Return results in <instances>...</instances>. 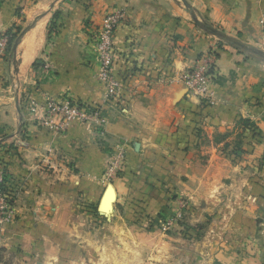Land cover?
Here are the masks:
<instances>
[{"label":"crops","instance_id":"obj_1","mask_svg":"<svg viewBox=\"0 0 264 264\" xmlns=\"http://www.w3.org/2000/svg\"><path fill=\"white\" fill-rule=\"evenodd\" d=\"M184 1L264 55V0ZM117 9L125 19L112 72L124 88L104 103L91 35ZM11 30L20 34L0 62V195L14 218L0 223V264H65L79 249L78 258L96 260L125 242L130 263L201 247L209 264H264L262 57L207 35L176 0H0V32ZM209 51L215 105L203 109L172 81ZM48 100L102 105L101 121L49 132L40 125ZM241 121L255 125L259 142L240 135ZM235 145L244 152L237 160L228 155ZM108 186L115 200L99 221L86 206L97 211ZM181 229L201 236L184 241L174 234ZM146 247L151 258L131 253Z\"/></svg>","mask_w":264,"mask_h":264},{"label":"built area","instance_id":"obj_2","mask_svg":"<svg viewBox=\"0 0 264 264\" xmlns=\"http://www.w3.org/2000/svg\"><path fill=\"white\" fill-rule=\"evenodd\" d=\"M125 19L124 12L114 10L106 14L102 24L95 28L91 38L92 45L97 57V72L95 81L100 84L104 91V103L118 100L124 88V81L115 77L112 68L115 62L114 39L118 26ZM9 36L0 32V62L9 56ZM210 52V51H209ZM203 55L196 65L189 71L180 73L172 82L183 85L187 92L198 99L203 109L212 108L215 103L210 97V87L215 79L214 55L210 52ZM70 100H48L44 104V115L40 125L52 133L66 132L74 123L84 125L98 124L102 118V105L80 104ZM2 175H0V183ZM14 218L9 200L0 195V223H10Z\"/></svg>","mask_w":264,"mask_h":264},{"label":"rangeland","instance_id":"obj_3","mask_svg":"<svg viewBox=\"0 0 264 264\" xmlns=\"http://www.w3.org/2000/svg\"><path fill=\"white\" fill-rule=\"evenodd\" d=\"M180 7L185 11V8L180 0H176ZM188 15V14H187ZM189 17V16H188ZM190 19V17H189ZM192 22V20L190 19ZM201 21V20H200ZM193 23V22H192ZM252 48V47H251ZM251 55V54H249ZM110 184V183H108ZM145 232H151L153 231L152 225L150 226H145L142 227ZM163 230V229H162ZM174 229H169L163 232V234H171ZM174 234L180 235L184 241H190L192 238L196 237L200 238L201 233L199 231H194L191 233L190 229H181L178 231H174ZM121 235V233H119ZM127 246L126 242L125 243H116L115 246L109 245L108 247H105L102 253L99 255V257L96 260H88L86 261L85 259L81 258V256L78 258L80 249L78 252L71 251L68 254L65 255V259L67 260L65 264H155V261L153 259L151 260H145L141 262H134L130 263L127 261L126 254L129 253L127 251ZM129 249V248H128ZM149 248L146 247V250H143L142 253H136L135 251H130L131 253H135V257L138 258V256H142L145 252L148 251ZM153 253V251L150 250L149 254L146 255V258H151L149 257L150 254ZM137 255V256H136ZM143 257V256H142ZM0 258H3V256H0ZM80 260V261H78ZM85 260V261H84ZM69 261V262H68ZM76 261V262H75ZM158 264H209L207 256L204 254L202 251V248H197L194 247V253L191 254L190 256L186 255H179V257H176L174 261H167V262H162Z\"/></svg>","mask_w":264,"mask_h":264},{"label":"water","instance_id":"obj_4","mask_svg":"<svg viewBox=\"0 0 264 264\" xmlns=\"http://www.w3.org/2000/svg\"><path fill=\"white\" fill-rule=\"evenodd\" d=\"M185 8V12L188 14V16L190 17V19L192 20L193 24L195 25V27H197L198 29H200L201 31H203L204 33H206L207 35H210L214 38H216L217 40H219L220 42H222L223 44L232 47L236 50H239L243 53H248V54H253V55H257L260 56L264 59V55H262L261 53L257 52L254 49H251L233 39H230L228 37H226L225 35L221 34L219 31L207 26L206 24H204L202 21H200L193 8L188 5L184 0H180ZM16 45V44H15ZM14 45V46H15ZM108 194H111V197L108 198ZM115 200V192L114 189L112 188V186H108L106 189V194L102 199V202L99 204V207L97 209L98 214H108V212L110 211L109 205Z\"/></svg>","mask_w":264,"mask_h":264},{"label":"trees","instance_id":"obj_5","mask_svg":"<svg viewBox=\"0 0 264 264\" xmlns=\"http://www.w3.org/2000/svg\"><path fill=\"white\" fill-rule=\"evenodd\" d=\"M55 19V18H54ZM58 31L56 22L53 21L49 28H48V36H52V34H56ZM20 32L15 30V31H8L6 32V35L9 36V46H8V51L11 53L12 47L17 43L18 40V36H19ZM215 57L217 58V53L215 54ZM125 60V59H124ZM126 61V60H125ZM36 64H39L36 63ZM36 65L34 64V67ZM131 73H134V71H131ZM76 103V102H74ZM81 103H77V107L78 108H82V106L80 105ZM240 125V131H241V136L246 138L245 136L250 135V137L252 138V140H254L255 143L260 141V137L259 134L256 132V127L253 123L247 122V121H241L239 123ZM196 136L199 137V131H196ZM2 152V151H0ZM228 155L233 159V160H237L242 158V156L244 155V152L241 150V148L239 146H232L230 147L229 151H228ZM3 154V153H2ZM4 155V154H3ZM3 165L5 166V163H2L1 166L3 167ZM5 170H3L4 172ZM5 181V175L2 178V181ZM2 184V183H1ZM86 209L89 210V213L96 218L97 220H102L101 217H99L97 211H96V206L94 205H88L86 206Z\"/></svg>","mask_w":264,"mask_h":264},{"label":"bare ground","instance_id":"obj_6","mask_svg":"<svg viewBox=\"0 0 264 264\" xmlns=\"http://www.w3.org/2000/svg\"><path fill=\"white\" fill-rule=\"evenodd\" d=\"M108 198H110L111 197V194H108V196H107ZM109 207H110V205H109Z\"/></svg>","mask_w":264,"mask_h":264}]
</instances>
